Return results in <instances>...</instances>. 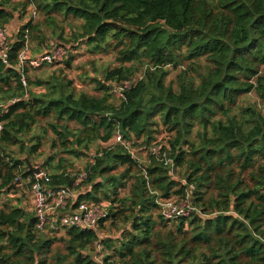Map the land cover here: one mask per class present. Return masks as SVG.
<instances>
[{"label":"trees","instance_id":"1","mask_svg":"<svg viewBox=\"0 0 264 264\" xmlns=\"http://www.w3.org/2000/svg\"><path fill=\"white\" fill-rule=\"evenodd\" d=\"M30 6L10 64L0 59V199L30 191L28 161L73 190L66 155L86 157L99 141L76 199L109 214L96 230H39L20 197L0 200V264H264V109L243 102L252 93L264 102V0H0V26ZM69 20L80 22L74 37L89 52L115 55L85 73L95 93L66 75L29 76L45 66L64 74L75 44L62 62L16 68L26 43L33 54L68 47L43 29L52 24L68 41L59 22ZM118 132L131 149L115 143ZM188 196L190 215H162L157 200ZM107 221L119 236L100 235Z\"/></svg>","mask_w":264,"mask_h":264},{"label":"built area","instance_id":"2","mask_svg":"<svg viewBox=\"0 0 264 264\" xmlns=\"http://www.w3.org/2000/svg\"><path fill=\"white\" fill-rule=\"evenodd\" d=\"M11 31L7 25L0 26V59L6 65L10 64L9 38ZM70 47L59 43H53L51 50L40 54H33L28 44L19 52L16 68L23 70L24 66L33 69L42 65H52L62 62L67 56ZM22 82L27 85L26 77L22 76ZM128 83L125 84L127 86ZM2 125L0 124V129ZM115 143H123L126 148L131 149V142L124 140L118 132L115 136ZM153 152L158 151L155 146ZM90 161L94 162L95 152L90 153ZM100 155V153H99ZM89 171L82 169L74 172V186H79L87 180ZM34 214L37 221V228L44 230L47 227L54 229L60 226L77 227L82 230H96L99 223L105 219L109 211L105 204H96L87 201H77L76 193L64 186H53L52 177L49 173L40 168V172L34 171L31 188ZM161 206L162 215L167 219H176L188 216L193 211L189 196L178 200L175 198L157 200Z\"/></svg>","mask_w":264,"mask_h":264},{"label":"rangeland","instance_id":"3","mask_svg":"<svg viewBox=\"0 0 264 264\" xmlns=\"http://www.w3.org/2000/svg\"><path fill=\"white\" fill-rule=\"evenodd\" d=\"M33 13H34V6L29 7V10L27 11L25 17L22 19H20L21 16L19 12H15V22L16 23L11 24V25H14V30L11 31L12 35L9 38V43L16 39V34L21 26V23L28 21L33 16ZM36 18H38V14ZM39 18L42 19V16H40ZM59 20H62V17H59ZM11 21L8 24H10ZM60 22H59V25L63 27L64 34L66 35V39L68 41L59 39L56 36H53L51 34V32L53 33L54 30H57V32L60 31L59 29L52 28L53 27L52 24L44 26L43 30L45 32V35L47 36V38H49L48 41H58L62 44L66 43L64 45H67L68 47H71L72 45L74 46L75 44L76 45L75 48L77 49V51H75L77 52V60L72 63L71 68H69L68 70H64V74L61 73L62 67L45 66L39 70H30L29 76L32 78H36V77L49 78L53 74L57 76L66 75L69 79L74 80L75 84H77L79 89H83L90 93H95L96 91L94 89V84L86 83V82L84 83L85 73H89L92 75L94 74V70H97L100 73L101 70L105 68L106 66H110V64H115V55L113 53L112 54L111 53L94 54V53L89 52L88 48L90 49V47L88 45L85 47L83 45L84 43H82L81 41L79 44V40H75L76 38L74 37L76 35L75 30L77 29V26L80 24V22L76 20H69L67 23H60ZM8 24H7V27L10 26ZM32 48H33V45H32ZM176 74H177L176 71H172L168 78L169 79L175 78ZM33 90L40 92L43 89L33 88ZM243 102L256 104V106L258 107L260 106V108L264 109V102H262L261 98H259L258 95L255 93L245 96V99L243 100ZM157 138L162 143L166 142L167 133L160 132ZM102 146L103 145L101 142L99 141L95 142L91 146V149L89 150L88 154L90 155V153L96 152L97 150L101 149ZM132 150L135 152V156L137 157V159H139L141 162H145L146 153H144L139 146H136V147L133 146ZM49 153H50V149L47 146L44 150L43 156L41 154L40 157H37L36 162L41 164ZM89 155H87L86 157H81V158H76V159L69 155H66V158L68 160L67 163L68 165H70L68 170L72 172H78L79 170L84 168L88 162ZM175 176L179 180H182V181L185 180L184 175L181 172V170H176ZM87 188L88 186H86V184H83V186L81 184L79 186H76L73 190L76 193V192H79L80 190L85 191ZM124 192L125 191H121V194H123ZM18 197L21 198L20 204L29 212L34 213V210H33L34 204L32 201L31 191H27L24 193L20 192ZM18 197L14 198L11 196L9 197L8 195H3L0 200L3 201V200H7L11 198V200H13L14 202L16 201L18 202ZM120 225L122 224L119 223L118 226ZM121 231L122 229L120 227L112 226L111 221H107L104 225V228L101 229L99 233L102 237H108V236L117 237L120 235Z\"/></svg>","mask_w":264,"mask_h":264},{"label":"water","instance_id":"4","mask_svg":"<svg viewBox=\"0 0 264 264\" xmlns=\"http://www.w3.org/2000/svg\"><path fill=\"white\" fill-rule=\"evenodd\" d=\"M28 165L30 166V168L33 170V171H35V172H40V168L39 167H35V166H33L29 161H28ZM95 259H96V255L94 254V256H93ZM98 260V259H97ZM99 261V260H98ZM100 262V261H99ZM100 264H102L101 262H100Z\"/></svg>","mask_w":264,"mask_h":264},{"label":"crops","instance_id":"5","mask_svg":"<svg viewBox=\"0 0 264 264\" xmlns=\"http://www.w3.org/2000/svg\"><path fill=\"white\" fill-rule=\"evenodd\" d=\"M12 23H13V24L16 23V22H15V18L11 21L10 24H8V25H10V26H9L10 31L14 30V25H11ZM11 35H12V33H11Z\"/></svg>","mask_w":264,"mask_h":264}]
</instances>
